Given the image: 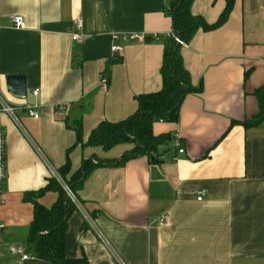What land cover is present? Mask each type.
I'll list each match as a JSON object with an SVG mask.
<instances>
[{
	"label": "crops",
	"instance_id": "1",
	"mask_svg": "<svg viewBox=\"0 0 264 264\" xmlns=\"http://www.w3.org/2000/svg\"><path fill=\"white\" fill-rule=\"evenodd\" d=\"M172 1L0 0V91L15 108L14 117L0 111V264H52L25 242L33 218L25 192L42 189L51 177L60 180L57 169L66 160L70 177L83 159L112 160L131 149V143L109 150L76 144L72 125L80 120L86 141L101 121L133 114L135 96L161 88ZM224 6V0H194L190 10L212 24ZM13 15L23 16V27L13 26ZM77 20L80 43L71 39ZM131 33L148 40H125ZM112 34L118 53L111 51ZM181 56L198 91L185 96L176 122H155L152 133L177 132L184 152L176 159L140 156L94 169L75 192L81 203L67 219V258L264 264V120L248 129L238 123L258 112L253 93L264 86V0H235L225 23L199 30ZM10 75L24 77V96L11 94ZM1 160L0 152V169ZM56 199L48 191L38 202L49 207ZM162 213L169 222L158 226ZM12 246L29 257L11 254Z\"/></svg>",
	"mask_w": 264,
	"mask_h": 264
},
{
	"label": "trees",
	"instance_id": "2",
	"mask_svg": "<svg viewBox=\"0 0 264 264\" xmlns=\"http://www.w3.org/2000/svg\"><path fill=\"white\" fill-rule=\"evenodd\" d=\"M193 1L173 0L168 9L172 30L164 39L159 70L161 88L135 96L137 108L133 114L116 122L101 121L91 130L86 141L81 138L80 120H75L72 125L76 133V144L109 150L118 144L131 143V149L112 160H101L96 157L83 159L80 167L70 177L66 176L69 172V162L66 160L57 169L61 181L51 177L42 189L23 194V200L33 204V218L26 229L25 242L34 247L36 257L52 264H89L85 257L67 258L65 256L67 219L73 211L77 210V207L67 198L63 183L75 194L84 179L97 167L122 166L128 160L140 156L157 161L171 150L172 135H154L152 125L159 121L176 122L185 96L198 91L191 85L189 73L184 67L181 47L188 44L199 30L210 31L222 26L235 3V0H224L223 11L214 23L208 24L201 16L191 12L190 6ZM253 94L257 99L258 112L252 118L238 122L245 129L255 127L264 120V86L256 89ZM1 142V159L4 163L3 133H1ZM160 149L163 150L159 152ZM48 191L56 192L57 199L52 205L46 207L38 202V198Z\"/></svg>",
	"mask_w": 264,
	"mask_h": 264
},
{
	"label": "built area",
	"instance_id": "3",
	"mask_svg": "<svg viewBox=\"0 0 264 264\" xmlns=\"http://www.w3.org/2000/svg\"><path fill=\"white\" fill-rule=\"evenodd\" d=\"M12 23L15 28H21L24 25V18L22 15H13L12 16ZM80 21L77 20L75 23V32L71 33V39L74 42L80 43L83 40L82 35L79 33L80 29ZM124 39L127 41H135V42H145L146 37L143 36L142 34L138 33H131V34H124ZM118 39V36L116 34L111 35V41H112V46H111V51L113 53H118L121 49L120 45L114 43ZM101 82L105 84V79L104 77L101 76ZM35 93H37V90H35ZM25 110L27 111V114L30 117H33L34 119H37L39 117V113L35 111L32 107L27 106L25 107ZM0 111L5 112L6 114L10 115L11 117H14V111L15 108L12 107L3 97V95L0 92ZM1 142V138H0ZM2 145V142H1ZM2 150V147H1ZM172 150V152H171ZM171 150L167 152L168 155H171L173 159H176L177 155L182 154L184 152V148L181 144L179 134L176 132L172 135V143H171ZM1 152V151H0ZM174 152V153H173ZM2 161V160H1ZM0 188L3 187L4 182H5V167L4 163H1V169H0ZM63 188L65 191L66 196L68 199H70L77 207H79V203L77 201L76 196L71 192V190L63 184ZM201 196L197 197V200H200ZM88 219V217H87ZM169 222V216L167 213H162L160 216L157 217L156 219V224L158 226H164ZM2 225H0V242L2 240ZM10 253L13 255H20L22 259H27L29 256L24 253V250L20 246H12L10 248ZM115 264H124L118 257H115Z\"/></svg>",
	"mask_w": 264,
	"mask_h": 264
},
{
	"label": "water",
	"instance_id": "4",
	"mask_svg": "<svg viewBox=\"0 0 264 264\" xmlns=\"http://www.w3.org/2000/svg\"><path fill=\"white\" fill-rule=\"evenodd\" d=\"M6 83H7L8 89L12 95L18 96V97L25 95V79H24V77L10 75V76L6 77ZM113 164H115V163H113Z\"/></svg>",
	"mask_w": 264,
	"mask_h": 264
},
{
	"label": "rangeland",
	"instance_id": "5",
	"mask_svg": "<svg viewBox=\"0 0 264 264\" xmlns=\"http://www.w3.org/2000/svg\"><path fill=\"white\" fill-rule=\"evenodd\" d=\"M1 92V91H0ZM74 194V193H73ZM75 195V194H74ZM77 207V206H76Z\"/></svg>",
	"mask_w": 264,
	"mask_h": 264
},
{
	"label": "bare ground",
	"instance_id": "6",
	"mask_svg": "<svg viewBox=\"0 0 264 264\" xmlns=\"http://www.w3.org/2000/svg\"><path fill=\"white\" fill-rule=\"evenodd\" d=\"M64 184V183H63ZM68 198V197H67Z\"/></svg>",
	"mask_w": 264,
	"mask_h": 264
}]
</instances>
